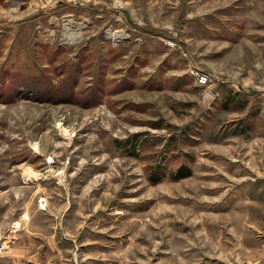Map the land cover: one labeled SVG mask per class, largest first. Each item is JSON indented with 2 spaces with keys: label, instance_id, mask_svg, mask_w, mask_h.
Here are the masks:
<instances>
[{
  "label": "rangeland",
  "instance_id": "rangeland-1",
  "mask_svg": "<svg viewBox=\"0 0 264 264\" xmlns=\"http://www.w3.org/2000/svg\"><path fill=\"white\" fill-rule=\"evenodd\" d=\"M0 262L264 264V0H0Z\"/></svg>",
  "mask_w": 264,
  "mask_h": 264
},
{
  "label": "built area",
  "instance_id": "built-area-1",
  "mask_svg": "<svg viewBox=\"0 0 264 264\" xmlns=\"http://www.w3.org/2000/svg\"><path fill=\"white\" fill-rule=\"evenodd\" d=\"M200 78L198 79V82L201 84H205L207 82L208 76L206 75H200Z\"/></svg>",
  "mask_w": 264,
  "mask_h": 264
},
{
  "label": "crops",
  "instance_id": "crops-1",
  "mask_svg": "<svg viewBox=\"0 0 264 264\" xmlns=\"http://www.w3.org/2000/svg\"><path fill=\"white\" fill-rule=\"evenodd\" d=\"M0 264H2V262H0Z\"/></svg>",
  "mask_w": 264,
  "mask_h": 264
},
{
  "label": "bare ground",
  "instance_id": "bare-ground-1",
  "mask_svg": "<svg viewBox=\"0 0 264 264\" xmlns=\"http://www.w3.org/2000/svg\"><path fill=\"white\" fill-rule=\"evenodd\" d=\"M73 36V35H72Z\"/></svg>",
  "mask_w": 264,
  "mask_h": 264
}]
</instances>
